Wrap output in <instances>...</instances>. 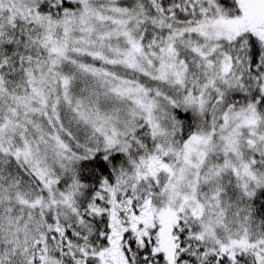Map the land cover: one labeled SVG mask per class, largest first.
<instances>
[{"label":"snow or ice","instance_id":"snow-or-ice-1","mask_svg":"<svg viewBox=\"0 0 264 264\" xmlns=\"http://www.w3.org/2000/svg\"><path fill=\"white\" fill-rule=\"evenodd\" d=\"M0 264H264V0H0Z\"/></svg>","mask_w":264,"mask_h":264}]
</instances>
